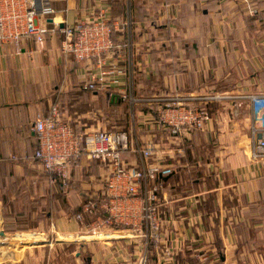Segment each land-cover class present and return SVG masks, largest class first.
<instances>
[{
    "label": "crops",
    "instance_id": "crops-1",
    "mask_svg": "<svg viewBox=\"0 0 264 264\" xmlns=\"http://www.w3.org/2000/svg\"><path fill=\"white\" fill-rule=\"evenodd\" d=\"M47 1L54 13L36 15L37 25L51 30L41 46L32 37L0 44V229L9 213L4 198L18 206L24 196L43 197L40 178L28 168L37 148L30 125L55 104L52 88L61 76L66 89L77 86L90 100L102 95L108 106L113 97L128 105L132 125L121 131L128 135L129 148L121 153L126 165L142 168L137 148L149 145L151 163L169 165L173 173L155 179L162 185L158 248L142 238L150 183L137 198L123 191L109 196L102 178L107 164L82 156L71 169L69 212L39 221L31 233L38 242L0 264H134L145 252L146 264H264V158H249L252 128L264 127V104L252 101L264 97V0ZM102 12L121 46L108 59L116 57L125 74L119 86L83 92V64L62 56L60 29ZM125 89L138 99L134 106L118 96ZM212 94L228 97L200 100ZM169 99L196 101L208 116L205 127L170 133L159 119ZM86 109L74 119L64 115L76 131L98 129L79 123L98 111ZM87 191L106 217L118 216L112 226L91 232L74 219Z\"/></svg>",
    "mask_w": 264,
    "mask_h": 264
},
{
    "label": "built area",
    "instance_id": "built-area-1",
    "mask_svg": "<svg viewBox=\"0 0 264 264\" xmlns=\"http://www.w3.org/2000/svg\"><path fill=\"white\" fill-rule=\"evenodd\" d=\"M106 12L105 10H103ZM254 12V11H253ZM53 8L47 0H0V44H18L21 39L32 37L37 45H42L48 28L40 27L36 23V15H51ZM111 19L106 18L103 12L91 21H75L73 25L61 27L63 36L60 40V52L66 59L83 64L86 79L82 84L84 90H109L111 87L121 85V77L125 68L115 58L108 59L114 54L116 46L112 38ZM95 66L93 67V65ZM118 96L123 101L127 100L134 106L138 99L130 95L128 90L118 91ZM228 95L212 94L201 97L203 102H222ZM164 99V98H159ZM254 103L264 104V97H252ZM161 108L160 121L170 133L175 134L180 130L203 129L208 119L207 114L196 101L183 103L178 100H166ZM30 130L36 135L37 145L33 158L41 165L47 174L51 185L67 182L73 164L82 156L98 159L107 164V172L102 177L107 194L117 195L123 191L127 197L141 196L144 183L149 182L146 190V199L142 208V221L147 230L142 233V238L154 248H158L159 213L158 192L161 183L156 182L158 175H168L172 172L169 165H158L153 159V148L149 145L138 147L142 168L126 165L121 159V153L129 148L128 135L121 131H105L94 129L92 132L76 131L59 112L57 104H52L46 115L38 116L30 125ZM254 137L249 150V158L256 161L264 158V127L252 128ZM101 205H104L103 202ZM95 202L87 200L80 206L74 219L87 231L95 232L97 228L105 225L112 226L118 216L96 218L86 222L94 214ZM146 253L141 254L134 264H146ZM165 254H169L167 250Z\"/></svg>",
    "mask_w": 264,
    "mask_h": 264
},
{
    "label": "rangeland",
    "instance_id": "rangeland-1",
    "mask_svg": "<svg viewBox=\"0 0 264 264\" xmlns=\"http://www.w3.org/2000/svg\"><path fill=\"white\" fill-rule=\"evenodd\" d=\"M64 79L65 77L61 76L59 80L54 83V88H52L53 89L52 97L54 100L53 103L58 105L59 112L63 115V117L64 115L65 116L69 115L72 117V119H74L78 117V114L83 113L81 111L85 110L86 108H89L90 110L93 107H96V109L98 110L96 111L97 113L90 115L89 117L81 116L80 119H78L80 121L79 123H87V125L89 126L93 124L94 128H98L106 131H109L110 129H118V130H126L128 132L127 129H129V126L132 125L130 124V120H131L130 110L124 111L123 105L120 106L117 105L114 106L113 111H111L104 96L101 95L99 99H96V101H93L94 99L90 100V95H83L82 93L76 91L75 88L77 86L66 89V85L68 84V82H66ZM85 99H88V101ZM89 102L90 105L87 104ZM84 113L89 114L86 111ZM125 117L128 118V126L123 127L124 123L123 124L121 123L120 126H118L117 124L119 120ZM79 161L80 159L73 164L72 169L74 168L78 169V167L75 165H77ZM30 163L31 165H29L28 168L30 167L31 169H34L36 175H38V178H40V183L43 184L44 186V194L42 195L43 196L42 198L44 200L41 199L37 201V199H39L40 197L39 198L34 197L31 198L30 203L27 204L26 201L28 200V198L24 197L22 201L24 203L15 206L16 208H20L19 206L21 205V209L25 214L23 218H18V220L25 219L27 215H30L29 218H33L38 213L40 216V222L42 223L45 222L46 224V222L49 220V217L51 215L52 216L59 215L61 212L68 213L69 208L72 207L69 204V199L67 196L69 194L70 188H72L71 189L72 192L74 191L73 190L74 185L72 183L73 170H71V173L69 174L68 182L64 185V187L62 186L63 188H60L59 186L56 187L51 186V184L45 179L40 164L36 163L35 160L30 161ZM58 196L59 199H57ZM62 199H64L65 205H63L62 207L63 209H60L62 205L61 204ZM22 205L24 206V208ZM64 207H68V209ZM30 208L32 212H28ZM13 218L7 219L6 223L11 222L13 225L15 223V219ZM34 230L35 228L31 229V231L24 230V231H16L14 233H7L3 226V228L0 229V261L10 260V259L14 260L19 256V254H21L22 249H26L28 246H31L30 243L32 241L38 242L36 240L39 239L37 237H34L33 234H31L32 232H34ZM2 232L6 233V235L2 234ZM22 232H26V234ZM11 235L15 236L14 239L7 238L10 237ZM24 236H26V239Z\"/></svg>",
    "mask_w": 264,
    "mask_h": 264
},
{
    "label": "trees",
    "instance_id": "trees-1",
    "mask_svg": "<svg viewBox=\"0 0 264 264\" xmlns=\"http://www.w3.org/2000/svg\"><path fill=\"white\" fill-rule=\"evenodd\" d=\"M75 63V62H74ZM80 90L81 91H83V92H92V91H90V90H84L82 87H80ZM120 106V105H123V109H124V111H127L128 110V105L126 104V103H124V102H122L121 100H119V98H117V97H113V99H111L110 100V104H109V107H110V110L111 111H113V107L114 106ZM142 110H148V108L147 107H142ZM205 112V111H204ZM127 113V112H126ZM123 124L124 123V126L123 127H126V126H128V118H122L121 120H119V122H118V126H120V124ZM127 129V128H126ZM106 131V130H105ZM110 131H118V129H110L108 132H110ZM119 131H126V130H119ZM34 159V158H33ZM80 159V158H79ZM78 159V160H79ZM36 162H37V160L36 159H34ZM94 160H98V159H92V161H94ZM98 161H100V160H98ZM100 162H103V161H100ZM38 163V162H37ZM42 172H43V174H44V176H45V179L49 182V180L47 179V174L43 171V169H42ZM173 173V170H172V172L170 173V174H168V175H158V180L160 181H163V179H165V177H167V176H170L171 174ZM68 178H69V176H68ZM67 178V179H68ZM69 180V179H68ZM68 180H67V182H68ZM50 183V182H49ZM52 186V185H51ZM58 186L60 187V188H63L62 186V184H58ZM25 197V196H24ZM44 200L42 197H40L39 199H37V201H39V200ZM57 199H59V196H58V198ZM87 200H93L94 202H95V209H94V214L92 215V217L91 218H86L85 219V221L86 222H90V219H94V218H96V216H98V215H102L103 217H106V216H108L107 215V213L105 212V211H103L100 207H99V202H98V200H97V198H96V196L94 197V196H92V195H90L89 193H88V191L86 192V193H84L83 194V201H82V203L83 202H85V201H87ZM30 201H31V198L29 199L28 198V200L26 201V203L27 204H29L30 203ZM32 201H33V199H32ZM24 202H22V204H23ZM32 203V202H31ZM81 203V204H82ZM61 208L60 209H63L62 207H63V205H65V201H64V199H62L61 200ZM81 204H79V206H77L76 208H74L73 210H72V216H75L78 212H79V209H80V206H81ZM4 205H5V208L7 207V209H9V213H7V212H4V217H5V222H4V229L6 230V232L7 233H14V232H16V231H31V229H34L35 227H36V225H37V223L40 221V216H39V214L37 213V215L36 216H34L33 218H29V216L30 215H27V217H25V219H19L18 220V218H23L24 216H25V214L23 213V211H22V209L21 208H15V205L13 204V202L12 201H7V199L6 198H4ZM23 206V205H22ZM23 208H24V206H23ZM64 208H66V209H68V207H64ZM24 211H26V210H24ZM28 212H32V210H31V208L28 210ZM14 217V218H13ZM37 217V218H36ZM8 218H13V219H15V223L12 225V223L11 222H7L6 223V220L8 219ZM51 218H53V216L51 215L50 217H49V219H51ZM35 220V221H34ZM28 223V224H27ZM84 264H88V261H86Z\"/></svg>",
    "mask_w": 264,
    "mask_h": 264
},
{
    "label": "water",
    "instance_id": "water-1",
    "mask_svg": "<svg viewBox=\"0 0 264 264\" xmlns=\"http://www.w3.org/2000/svg\"><path fill=\"white\" fill-rule=\"evenodd\" d=\"M2 234H4V232H2Z\"/></svg>",
    "mask_w": 264,
    "mask_h": 264
}]
</instances>
